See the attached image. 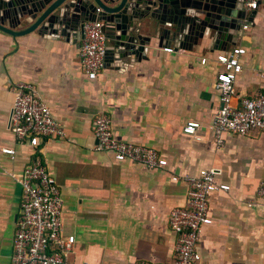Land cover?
<instances>
[{"label":"crops","instance_id":"0c3cea01","mask_svg":"<svg viewBox=\"0 0 264 264\" xmlns=\"http://www.w3.org/2000/svg\"><path fill=\"white\" fill-rule=\"evenodd\" d=\"M141 22L132 36L106 30L105 68L95 80L81 66V25L19 36L0 30V264H10L21 210L22 186L13 174L37 155L61 188L63 232L75 235L73 261L173 264L177 235L169 226L170 210L186 202V175L214 167L231 189L211 196L213 221L202 233L201 263L264 264V200L248 205L264 180V132L226 133L220 146L211 129L221 106L218 53L234 46L247 50L235 104L264 90V0L221 41L196 29L188 38L185 29L176 35L186 21L177 25L147 15ZM18 80L37 86L65 137L43 138L36 148L16 138L10 118ZM100 112L111 116L117 138L156 148L168 164L153 169L96 150L93 121ZM189 120L201 122L197 136L184 131Z\"/></svg>","mask_w":264,"mask_h":264},{"label":"built area","instance_id":"2783aa9c","mask_svg":"<svg viewBox=\"0 0 264 264\" xmlns=\"http://www.w3.org/2000/svg\"><path fill=\"white\" fill-rule=\"evenodd\" d=\"M262 0H244L246 12L256 9ZM100 10V9H98ZM247 28V25H245ZM79 58L88 78L95 80L105 68L108 35L105 21L86 20L82 27ZM173 50V48H166ZM243 46H234L228 52L218 53L215 88L219 92L221 106L213 117L211 129L218 145L225 143L226 133L246 135L254 130L264 132V90L255 96H244L239 104L235 82L243 71L241 57L246 53ZM207 57L202 59L205 63ZM264 79V73L262 74ZM15 94L11 128L20 142L36 148L43 138H63L64 125L59 122L49 105L42 99L37 86L28 80L13 84ZM202 124L189 120L184 125L185 133L197 136ZM93 132L98 142L96 150L109 151L118 160H131L149 168H161L168 164L154 147L119 139L112 129V118L106 112L97 114ZM2 151L14 156L16 150L4 147ZM214 167L199 175H186L189 186L186 202L175 206L169 213V226L177 235L176 260L173 264H202L200 242L205 226L212 223L210 199L214 192L229 191L231 186L217 178ZM21 183V210L16 221L13 252L10 264H88L70 259L75 235L65 234L62 228L64 199L56 177L40 156H35L20 174H13ZM179 180V176H173ZM264 200V180L255 195L248 201L253 206ZM95 264H105L98 262ZM134 264H162L158 261H141Z\"/></svg>","mask_w":264,"mask_h":264},{"label":"water","instance_id":"95a60500","mask_svg":"<svg viewBox=\"0 0 264 264\" xmlns=\"http://www.w3.org/2000/svg\"><path fill=\"white\" fill-rule=\"evenodd\" d=\"M244 12L242 0H0V30L19 36L39 29L82 28L84 21L98 18L105 21L106 30L118 31L117 36H132L150 15L177 25L189 23L176 35L185 29L188 38L196 29L221 41L240 26ZM22 25L27 26L16 30Z\"/></svg>","mask_w":264,"mask_h":264}]
</instances>
